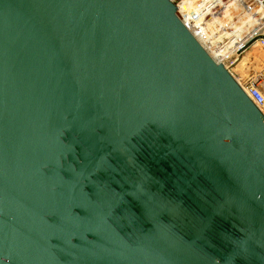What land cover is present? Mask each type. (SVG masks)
I'll list each match as a JSON object with an SVG mask.
<instances>
[{"label": "water", "instance_id": "95a60500", "mask_svg": "<svg viewBox=\"0 0 264 264\" xmlns=\"http://www.w3.org/2000/svg\"><path fill=\"white\" fill-rule=\"evenodd\" d=\"M172 0H0V264H264V114Z\"/></svg>", "mask_w": 264, "mask_h": 264}, {"label": "built area", "instance_id": "2783aa9c", "mask_svg": "<svg viewBox=\"0 0 264 264\" xmlns=\"http://www.w3.org/2000/svg\"><path fill=\"white\" fill-rule=\"evenodd\" d=\"M172 1L177 6L181 22L217 64L224 65L231 74L229 68L232 69L237 78L233 77L264 114V64L257 66L255 59H251V54H258L264 62V0H205L212 2V6L206 11L202 26L210 25L219 18L227 21L229 26L216 30L205 46L187 26L192 21L186 17L193 18L195 15L200 18V15L197 12L190 16L184 13L181 7L185 0ZM196 11L201 12L200 9ZM194 29L199 30L197 26ZM224 51L226 53L219 56ZM243 65L244 70H241ZM244 72L248 78L245 85L241 83L245 81Z\"/></svg>", "mask_w": 264, "mask_h": 264}, {"label": "bare ground", "instance_id": "6f19581e", "mask_svg": "<svg viewBox=\"0 0 264 264\" xmlns=\"http://www.w3.org/2000/svg\"><path fill=\"white\" fill-rule=\"evenodd\" d=\"M212 6V2H207L205 0H202L200 2V0H185L184 1V6L181 7V10L184 13H187L189 16L191 14H195V12H197L200 15V18H197L195 15L193 18L190 17H186V19H188L189 21H192V23L188 22L187 26L193 31V33L202 41V43L204 44V46L207 44V42L211 39L213 33L216 30H219L220 28L223 27H229L227 21H225L222 18H219L218 20L213 21L212 24L207 25L205 27L202 26L203 22H204V18L205 17V13L206 11ZM200 9V11H196ZM194 12V13H193ZM196 17V18H195ZM198 27V31L194 29L195 26ZM223 54H220L219 56H223L226 51L222 52ZM261 58V57H259ZM221 62V61H219ZM264 62L261 60L260 63L257 62V65H263ZM233 74V73H232ZM233 76H235L233 74ZM235 78H237L235 76ZM244 78V82H241L243 85H245V83L248 81L247 77H243Z\"/></svg>", "mask_w": 264, "mask_h": 264}, {"label": "rangeland", "instance_id": "374dc122", "mask_svg": "<svg viewBox=\"0 0 264 264\" xmlns=\"http://www.w3.org/2000/svg\"><path fill=\"white\" fill-rule=\"evenodd\" d=\"M259 57H260V56H259L258 54H257V55H256V54H251V59H252V58L255 59V62H258V63L261 62V58H259ZM257 66H258V65H257ZM244 67H245V65L241 66L240 69H241V70H244ZM229 69H230L231 72L234 74V72L232 71V69H231V68H229ZM240 69H239V70H240ZM239 70H238V71H239ZM247 73H248V72H247ZM234 75H235V74H234ZM235 76H236V75H235ZM242 76H243V77H244V76L247 77L246 74H245V72L242 74Z\"/></svg>", "mask_w": 264, "mask_h": 264}]
</instances>
